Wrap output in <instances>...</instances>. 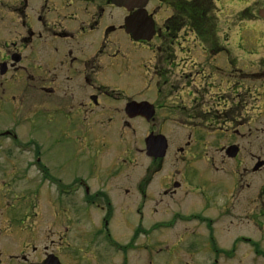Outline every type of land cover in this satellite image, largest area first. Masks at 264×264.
Returning <instances> with one entry per match:
<instances>
[{
	"label": "flooded vegetation",
	"instance_id": "af4514ba",
	"mask_svg": "<svg viewBox=\"0 0 264 264\" xmlns=\"http://www.w3.org/2000/svg\"><path fill=\"white\" fill-rule=\"evenodd\" d=\"M34 1L32 10L43 31L26 20L27 0L19 6L13 0H0V12L4 10L9 18L0 23V93L7 91L15 74L23 72L28 87L21 95L26 94L27 89V94L34 96L39 86L45 93L39 106L56 111L62 128L80 131L83 120L97 119L98 115L106 114V110H114L126 117L127 127L131 128L128 120L142 122L145 155L147 139L156 135L166 139L164 156H146L143 178L138 184L131 175H126L122 184H117L109 174L93 176L101 180L99 187L108 185L110 190H113V180L116 187L110 194L101 188L91 189L82 179L63 184L48 174L50 177L45 181L53 188L55 198V202H50L53 221L65 220L66 211L72 207L89 209L84 214L92 228L94 223L90 216L96 212L95 226L99 230L91 236L83 231L85 238H81L100 259L107 260L106 264H110L116 254L123 258L111 264H128L124 254L129 253L135 263L143 264H264V45L247 50L241 45H226L225 40L224 44L220 42L212 18L218 6L214 0H147L143 9L152 19L154 34L149 40L137 41L125 29V19L136 8L118 7L114 0ZM220 1L224 6L231 4V0H217ZM263 7L264 0H259L254 3V14L241 11L244 16L238 19L246 26L254 23V35L262 37L264 16L259 11ZM114 8L123 12L122 22L117 27L108 23L103 41L95 46L93 30ZM166 11L170 13L162 15ZM67 22L74 23L75 30L66 28ZM5 27L6 32H3ZM117 29L152 52L150 63L141 64L149 83L142 89L144 81L139 77L137 92L129 86L110 85L100 79L104 70L121 76V69L107 67L103 62L106 40ZM10 34L15 35L13 40L5 38ZM80 37L89 40L85 44L69 43L62 50L48 47V54L53 57L46 64H29L25 60V50L33 51L35 43L42 38L43 47L56 38L74 41ZM189 37L200 44V50L196 52L195 49L193 54L190 47L183 50L180 45V42L187 43ZM154 38L159 45L153 47ZM40 70L44 75L35 76L34 72ZM10 95L15 97L14 93ZM107 99L114 102L113 107L105 106ZM119 103L121 107L116 106ZM163 126L172 140L169 141L168 135L161 130ZM14 149L19 155H31L25 160L26 168L40 162L32 147L22 152L17 151L20 147ZM165 160L171 170L160 186H156V196L161 200L183 191L188 196L192 213L174 214L170 221L156 222L147 231L139 227L129 240L116 242L108 230L110 221L115 218L116 205L111 195L116 192L119 197L137 195L136 212L141 214L140 209L148 196L146 189L163 170ZM196 164L203 165L209 172L208 178L202 179L196 189H189L195 181L192 176H185L184 171ZM69 198L76 199L71 200L68 207L60 205ZM212 207L214 214L210 213ZM123 222L130 225V222ZM179 223L183 226L178 231ZM188 225H192L191 228ZM64 229L65 233L56 240L49 239L40 249L34 247L30 253L14 255L11 260L14 264H77L70 252L60 256L51 248V245H60L68 251L65 246L68 228L64 226ZM161 229L170 230L172 237L165 239L169 245L163 249L159 244L157 249V255L165 254L163 260H145L152 249L148 239ZM182 231L186 238L182 237Z\"/></svg>",
	"mask_w": 264,
	"mask_h": 264
},
{
	"label": "rangeland",
	"instance_id": "374dc122",
	"mask_svg": "<svg viewBox=\"0 0 264 264\" xmlns=\"http://www.w3.org/2000/svg\"><path fill=\"white\" fill-rule=\"evenodd\" d=\"M22 1L13 0L18 6ZM27 1L26 13L28 16L26 20L33 27H38L43 31L41 22L38 21L32 10L35 1ZM257 1L259 0L255 2ZM214 2L218 6L216 5L217 9L215 8L212 18L213 24H216H214V28L220 42L224 44L223 41L225 40L228 42L226 45H241L247 50L264 45V37L254 35V23H248V26H246L242 22L239 23L238 20L241 16H244L241 11L254 14V0H231V4L225 6L221 1L214 0ZM169 13L170 11L162 12V15H168ZM0 14L2 17H0V23L3 24L9 18H7L4 10ZM122 18L123 12L114 8L104 18L100 19L99 27L93 30V37H96L94 45H100L103 41V32L108 23L117 27L121 24ZM159 18L160 16L157 13L155 15L157 22ZM65 26L68 29L75 30L72 22H67ZM239 29H243L242 32ZM3 32H6V27ZM73 34L76 35L77 31H73ZM14 36L10 34L5 38L13 40ZM88 40V37H80L77 40L74 39V41L56 38L48 42L47 46L42 47L44 41L42 38L35 43L36 47L33 51L25 50L23 52L27 63L46 64L53 57L48 54V47L62 50L69 43H74V45L85 44ZM155 40L154 38L153 42ZM186 42H180L183 50L190 47L192 54L195 49L196 52L200 50V44H195L193 37H189ZM155 45H159L158 42L155 41L153 47ZM105 51L106 56L103 62L107 67L121 69V76H116L112 70H104V74L100 75L103 83L126 85L136 92L140 88L139 77L144 81V84L141 83L142 89L149 83V78L141 65L144 62L150 63L152 59V52L149 48L134 43L126 33L117 29L107 38ZM55 55L58 56V54ZM34 75H44V72L42 70L35 71ZM13 77L15 78L12 84L7 86V91L4 93L1 91L0 93V132L9 130L21 143H29L35 156L40 158L42 168H46L49 175L61 180L63 184H70L75 180L82 179L90 184L91 189L97 187L96 190L101 188L99 187L101 180L93 176L101 173L111 175V178L115 179L117 184H122V180L125 179L126 175L134 176L138 180L136 184L139 183L144 174L142 166L147 162V157L142 151L144 130L139 119L128 120L132 130L125 125L126 117L121 113L106 110V114L98 115L97 119L83 120L84 125L80 131L72 127L62 128L59 116L55 114L56 111L42 109L39 106L45 98V93L39 89V86L34 91V96L32 93L28 95L29 91L27 89H25L27 93L22 96L23 89L28 87V80L27 78L25 80L23 72H18ZM45 87H48V85H45ZM13 93L15 94L14 98L10 95H13ZM104 104L106 107L108 105L114 106V102L109 99ZM116 106L121 107L122 104L119 103ZM161 130L168 135L167 139L169 141L172 140L166 126H163ZM11 139L10 136L7 138L0 136V142H2L0 149L1 263L14 264L11 260L14 255L20 253L26 255L34 247L40 249L49 239L56 240L65 233V226L68 228V231L66 229L68 242L66 241L65 244L68 251H64L60 245H51L55 253L61 256L70 252V255L76 259L77 264H106L107 260L100 259L91 246H86L81 238H85L83 231L87 236L97 233L99 227L95 226V223L98 214L96 212L91 213L90 217L94 223L92 228L87 219L88 217L84 214L89 209L79 210L72 207L66 211L65 220L61 222L53 221L54 219L50 217L52 216L50 214L52 210L50 209V202L55 199L53 188L47 186L40 174L42 173L41 169L25 167V160L31 155L17 154L13 145H11ZM167 163L168 161L165 160L163 170L155 176L153 184L147 187L146 193L148 196L144 206L140 209L141 214L136 212L138 210L136 204L139 202L137 195L119 197V192L111 195L116 205L114 207L115 218L110 221L108 230L116 242L122 243L129 240L135 235L139 227L147 231L156 222L170 221L174 214L185 216L192 213V210L189 209L188 196L183 191L174 197H166L161 200L156 196V186L159 187L162 180L170 173L171 168L166 165ZM38 167L40 168V166ZM184 174L185 176H192V180L195 181L189 189H196V185L202 184V179L208 178L209 172L204 169L202 164H196L189 169H185ZM198 180L199 182H197ZM112 185L113 190H110L108 185L101 189L107 190L110 194L115 191L116 187L113 180ZM141 185H144V183L141 182ZM206 189L209 190V187L207 186ZM195 195L198 194L195 193ZM76 198L79 199V195ZM76 198L65 199L60 205L68 207L71 205L70 201ZM210 204L213 206L214 203L211 202ZM213 209L212 207V210H210L211 214H214ZM120 210H124V212ZM81 221H83V224ZM123 221L130 222V225H124ZM52 222L55 223L52 224ZM182 226L183 224L179 223L177 230L179 231ZM191 226L188 225L189 228ZM243 230L250 231L247 228H243ZM170 234V230L166 231L164 229L154 232L151 238L148 239V244L152 249L144 259L151 258L155 262L163 260L165 254L157 255V249L159 244H162L163 249L164 246L169 245L165 239L170 240L172 238ZM181 234L183 238L187 237L183 231ZM124 256L127 257L128 264H143L135 263L131 259L130 253L128 255L124 254ZM122 258L121 254H116L109 262L110 264L118 262Z\"/></svg>",
	"mask_w": 264,
	"mask_h": 264
},
{
	"label": "water",
	"instance_id": "95a60500",
	"mask_svg": "<svg viewBox=\"0 0 264 264\" xmlns=\"http://www.w3.org/2000/svg\"><path fill=\"white\" fill-rule=\"evenodd\" d=\"M114 2L127 9H137L125 19V29L134 39L148 40L152 37L154 33L153 22L143 9L147 0H114ZM260 14L264 16V8ZM165 148V139L161 136H152L146 140V154L148 156H163Z\"/></svg>",
	"mask_w": 264,
	"mask_h": 264
}]
</instances>
